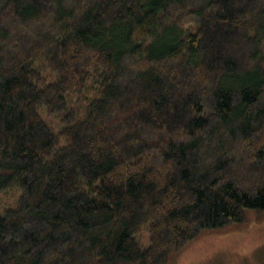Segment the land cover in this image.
<instances>
[{
	"label": "trees",
	"instance_id": "16d2710c",
	"mask_svg": "<svg viewBox=\"0 0 264 264\" xmlns=\"http://www.w3.org/2000/svg\"><path fill=\"white\" fill-rule=\"evenodd\" d=\"M14 187L0 264H170L263 220L264 0H0Z\"/></svg>",
	"mask_w": 264,
	"mask_h": 264
},
{
	"label": "rangeland",
	"instance_id": "374dc122",
	"mask_svg": "<svg viewBox=\"0 0 264 264\" xmlns=\"http://www.w3.org/2000/svg\"><path fill=\"white\" fill-rule=\"evenodd\" d=\"M65 104L64 111L71 107L83 108L74 95H68ZM40 114L54 133L60 130L59 114L51 117L43 111ZM19 196L20 190L16 187L0 191V210L14 208ZM141 237L146 240L147 233L143 231ZM170 264H264V219L232 231L206 234L193 241Z\"/></svg>",
	"mask_w": 264,
	"mask_h": 264
}]
</instances>
